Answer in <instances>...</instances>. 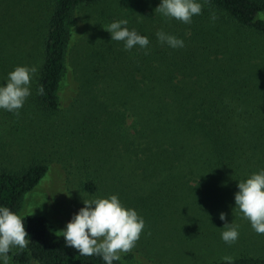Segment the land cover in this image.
I'll use <instances>...</instances> for the list:
<instances>
[{"label": "trees", "instance_id": "obj_1", "mask_svg": "<svg viewBox=\"0 0 264 264\" xmlns=\"http://www.w3.org/2000/svg\"><path fill=\"white\" fill-rule=\"evenodd\" d=\"M100 1L53 0L43 60L35 66L30 87L29 98L39 115L51 117L69 104L66 88L76 76L72 48L80 23L78 12L81 6ZM196 1L203 5L197 16L200 29L187 27L195 31L185 37L173 26L165 28V33L184 41L183 48L161 45L154 33L147 49L125 51L122 42L116 46V56L103 55L84 67L85 81L76 76V98L70 105L80 119L90 122L91 128L96 126V114H104L106 123H116V193L120 198L137 190L140 183L133 176L145 168L155 173L179 170L185 188L199 185L206 177L236 185L244 178L241 170L246 166L264 168V19L259 17L264 0ZM212 12L218 17L215 21ZM206 21L215 25L209 37ZM222 31L255 35L260 76L242 73L235 61L251 46L247 41L240 39L235 48L230 41L228 52H222L226 45L214 41ZM208 61L214 68L201 73ZM17 66L25 64L14 69ZM41 85L44 94L38 95ZM85 86L86 94L79 92ZM93 86H98L96 96L90 95ZM129 117L133 118L131 127L127 126ZM48 169L46 161L38 160L20 170L0 169V207L24 219L29 235L27 248L14 252V259L20 264H104L100 257H85L65 247L63 235L53 230L47 217L21 215L26 195ZM85 186L92 193L98 189L95 180ZM132 259L137 261L130 252L113 264H135ZM232 264H264V257L241 256Z\"/></svg>", "mask_w": 264, "mask_h": 264}, {"label": "rangeland", "instance_id": "obj_2", "mask_svg": "<svg viewBox=\"0 0 264 264\" xmlns=\"http://www.w3.org/2000/svg\"><path fill=\"white\" fill-rule=\"evenodd\" d=\"M160 3L161 0H102L81 6L78 12L80 23L72 48L73 71L77 79L86 80L84 67L92 64V60L103 55L116 56V46L122 42L112 41L111 34L103 29L112 22L126 19L129 30L134 29L148 39L172 26L185 37L195 31L187 27L200 29L197 16L192 18L191 24H184L156 12ZM53 10V0H0V86L7 81L15 65L32 67L41 64L43 42ZM259 17L264 19V13ZM205 25L209 37L215 25L207 21ZM223 29L226 28L223 26ZM224 33L215 36V43L220 42L224 47L232 41L235 48L240 39L247 41L251 46L235 61L242 73L260 76L261 58L253 48L255 35ZM222 52H228L227 45ZM225 62L223 60L219 66ZM205 63L201 73L214 68L212 61ZM76 76L66 88L69 104H64L65 109L51 117L39 115L31 98L26 100L18 116L0 109V169L20 170L34 160L46 161L49 166L40 183L26 195L21 215L45 216L53 230L63 235L61 231L66 224L84 207L83 200L117 194L126 208L136 210L145 221V229L131 251L138 262L212 264L225 256L233 259L264 257V234H257L235 208L238 184L206 177L200 179L202 183L199 185L193 183L191 188H185L179 170L155 173L145 168L133 176L140 183L137 190L120 198L116 193V123H106L104 114H96V126L91 128L90 122L80 119L74 106L70 105L76 98ZM97 87H92L94 93L90 95H98ZM86 91L87 86L80 88L79 92L86 94ZM132 123L133 118L129 117L127 126L131 127ZM261 170L264 168L260 165L246 166L241 170L244 178L239 182ZM91 180H95L98 186L94 193L85 186ZM221 212L226 214L228 223L239 226V238L232 245L221 238L226 230L223 227L225 221L219 219ZM19 250L14 248L9 253V264H20L13 257ZM125 255L122 253L121 256ZM0 264H3L2 260ZM29 264L39 263L32 261Z\"/></svg>", "mask_w": 264, "mask_h": 264}, {"label": "clouds", "instance_id": "obj_3", "mask_svg": "<svg viewBox=\"0 0 264 264\" xmlns=\"http://www.w3.org/2000/svg\"><path fill=\"white\" fill-rule=\"evenodd\" d=\"M205 4L208 0H204ZM203 5L196 0H161L155 9L164 17L176 19L184 24H191L192 18L202 14ZM259 15V14H258ZM211 19H218L215 12ZM128 21L122 19L110 23L105 31L111 34V40L124 43V50L131 51L139 46L147 49L149 39L129 30ZM158 42L170 48H183L184 41L163 30L156 33ZM145 54H148L145 52ZM37 73L35 66H17L8 74L7 81L0 86V109L19 115L31 95V82ZM37 94H44L43 86H39ZM239 191L235 193V208L248 220L257 234H264V170L253 173L246 180L238 183ZM84 207L73 215L66 228L61 231L65 247L72 248L85 257L97 256L104 264H113L121 258V254L130 253L136 246L145 229L144 219L137 211L126 208L117 195L107 198L83 200ZM219 219L225 221V231L222 240L229 245L239 238L238 225L228 223L227 216L221 212ZM29 235L25 230L24 219L7 207H0V260L9 264V253L18 248L24 250L29 244ZM227 264H232L233 258H222Z\"/></svg>", "mask_w": 264, "mask_h": 264}]
</instances>
